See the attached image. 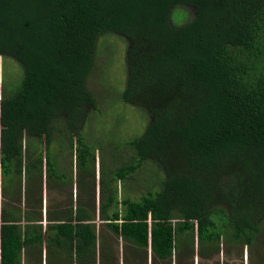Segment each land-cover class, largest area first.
<instances>
[{
    "label": "trees",
    "instance_id": "1",
    "mask_svg": "<svg viewBox=\"0 0 264 264\" xmlns=\"http://www.w3.org/2000/svg\"><path fill=\"white\" fill-rule=\"evenodd\" d=\"M107 35L126 42L120 99L142 108L147 124L124 141L133 153L119 151L117 173L152 171L149 164L162 172L151 173L145 200L125 216L194 221L200 245L226 242L264 264V0H0V55L23 67L20 88L0 98L4 165L56 134L91 147L83 127L101 107L89 77ZM41 205L32 216L38 236L17 245L11 264L23 251L39 264H79L71 252L48 259L37 248L47 230L75 235L64 228L73 209L50 217ZM171 242H159L169 245L160 258Z\"/></svg>",
    "mask_w": 264,
    "mask_h": 264
},
{
    "label": "rangeland",
    "instance_id": "2",
    "mask_svg": "<svg viewBox=\"0 0 264 264\" xmlns=\"http://www.w3.org/2000/svg\"><path fill=\"white\" fill-rule=\"evenodd\" d=\"M101 42L89 77L99 99L100 115L92 113L91 126L83 127L84 141L91 147H79L76 137L56 134L49 144L24 147L22 158L14 164L4 165L0 157V214H4V218L0 216V257L6 256L4 264H11V255L23 239L30 238L32 243V237L38 236L32 216L44 201L50 205L49 214L53 208L73 209L64 228L75 233L67 235L69 240L58 228L47 230L37 247L45 254L57 251L54 256L60 257L71 252L79 264H249L245 248L243 252L229 249L226 242L200 245L194 221L173 220L171 228L169 222L161 224L150 215L138 218L140 213L133 211L125 216L127 209L145 200L155 181L151 173L160 177L162 172L149 164L152 171L143 169L127 177L117 173L120 164L114 158L120 150L122 158L133 153L124 141L143 133L146 113L120 99L127 82L125 40L107 35ZM22 80V65L0 55V98L20 88ZM135 129L138 132H133ZM164 237L173 241L166 260L159 256L163 246L169 247H159ZM237 250L242 255H237ZM36 257L23 251L13 262L42 263ZM47 257L50 259V254Z\"/></svg>",
    "mask_w": 264,
    "mask_h": 264
},
{
    "label": "crops",
    "instance_id": "3",
    "mask_svg": "<svg viewBox=\"0 0 264 264\" xmlns=\"http://www.w3.org/2000/svg\"><path fill=\"white\" fill-rule=\"evenodd\" d=\"M24 142L26 143V141H25V139H24ZM25 145V144H24ZM45 202V201H44ZM45 206L48 208V204L45 202ZM42 207H43V205H42ZM58 209V208H57ZM57 209L56 208H53L51 211H50V217H53V215H54V211H57ZM47 216V215H46Z\"/></svg>",
    "mask_w": 264,
    "mask_h": 264
}]
</instances>
